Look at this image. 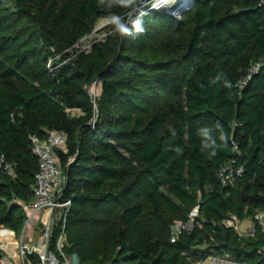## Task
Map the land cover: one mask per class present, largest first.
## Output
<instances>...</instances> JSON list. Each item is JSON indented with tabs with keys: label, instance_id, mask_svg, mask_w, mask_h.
<instances>
[{
	"label": "trees",
	"instance_id": "trees-1",
	"mask_svg": "<svg viewBox=\"0 0 264 264\" xmlns=\"http://www.w3.org/2000/svg\"><path fill=\"white\" fill-rule=\"evenodd\" d=\"M143 9L142 34L112 31L87 50L76 44L98 19L128 10L0 0V154L16 163L15 177L0 172V225L23 229L13 200L33 195L31 135L59 130L67 251L81 264H193L216 252L264 264V0H196L179 18ZM230 164L244 171L224 184ZM197 204L198 223L173 242L174 221ZM231 214L253 218L255 234L223 224Z\"/></svg>",
	"mask_w": 264,
	"mask_h": 264
},
{
	"label": "built area",
	"instance_id": "built-area-1",
	"mask_svg": "<svg viewBox=\"0 0 264 264\" xmlns=\"http://www.w3.org/2000/svg\"><path fill=\"white\" fill-rule=\"evenodd\" d=\"M196 0H174L168 6L154 8L153 3L157 0L145 2L148 8L159 11H167L175 7L181 13L189 10ZM52 61V60H51ZM51 66V62L49 64ZM98 81H94L90 86V93L95 100L97 95L93 93L92 86L96 87ZM32 149L39 160V170L36 175V183L32 198L30 200L14 197V203L24 210L26 214L25 222L21 233L0 225V233L13 234L17 241L15 252L19 256V261L15 255L8 250L5 242L0 238V248L4 253L0 257L2 264L14 263H35L39 264H81L76 253L68 252V233L66 231V220L71 209L72 200L64 197V187L67 180L65 171L62 169L58 150H66L67 135L64 131L50 130L46 136L37 134L31 135ZM234 161V160H233ZM6 172L11 177L16 176V163L7 159L4 154H0V172ZM243 167L238 169L234 165L222 166L219 172L224 184L232 182L237 175L242 174ZM201 217V207L197 204L189 213L186 219H176L172 225L171 240L177 241L179 236L185 231L194 229ZM248 220L249 224L243 228V221ZM241 220L237 215L231 214L223 221V224L233 227L241 236L254 235L256 223L253 218ZM256 220L264 227L261 213L256 215ZM60 253L61 258L55 252ZM193 264H245L237 260L229 252L212 253L205 259L195 261Z\"/></svg>",
	"mask_w": 264,
	"mask_h": 264
},
{
	"label": "clouds",
	"instance_id": "clouds-1",
	"mask_svg": "<svg viewBox=\"0 0 264 264\" xmlns=\"http://www.w3.org/2000/svg\"><path fill=\"white\" fill-rule=\"evenodd\" d=\"M145 2L146 0H100V3L105 4L108 8L120 7L128 10L124 16L113 13L106 18L107 24L112 26L113 34H118L121 37L142 34L145 31L143 17L147 14L143 11ZM171 2H174V0H157V3L152 4V7L158 9V6H168ZM225 84L227 87H231L227 81ZM216 127L220 129V139L224 141L226 137L223 129L219 124ZM210 131L209 128L205 127L200 129V134L207 138ZM212 154L215 155V152L213 151Z\"/></svg>",
	"mask_w": 264,
	"mask_h": 264
},
{
	"label": "rangeland",
	"instance_id": "rangeland-1",
	"mask_svg": "<svg viewBox=\"0 0 264 264\" xmlns=\"http://www.w3.org/2000/svg\"><path fill=\"white\" fill-rule=\"evenodd\" d=\"M192 7H193V5L190 6L189 10ZM166 12H169V13H171L172 15H174L176 17H178V16L181 17L183 15V13H184V12L179 13L176 10L175 7L168 9ZM106 18L107 17H101L100 19H98L95 31L92 34H90V35L84 37L83 39H81L76 44V47L80 48V49L89 50L95 41L106 39L108 37V35L110 33H112V31H113L112 26L107 24ZM91 90H92L93 93L98 94L99 93V84L96 87L92 86ZM261 218H262V221H263V224H264V212L261 213ZM248 224H249L248 220L243 221V228H246L248 226ZM20 233L21 232H19V233L17 232L18 236H19ZM3 237H4V235L1 234L0 238H3ZM12 237L14 238L13 234H12ZM55 252L61 258L60 253L57 250H55ZM14 264H35V263H14Z\"/></svg>",
	"mask_w": 264,
	"mask_h": 264
},
{
	"label": "bare ground",
	"instance_id": "bare-ground-1",
	"mask_svg": "<svg viewBox=\"0 0 264 264\" xmlns=\"http://www.w3.org/2000/svg\"><path fill=\"white\" fill-rule=\"evenodd\" d=\"M4 235L3 238H1L6 246L8 247V250L11 251L14 255L17 261H19V256L18 254L15 252V249L17 247V241L12 237L11 234L8 233H0V235Z\"/></svg>",
	"mask_w": 264,
	"mask_h": 264
}]
</instances>
